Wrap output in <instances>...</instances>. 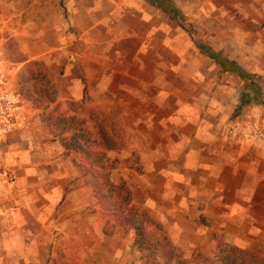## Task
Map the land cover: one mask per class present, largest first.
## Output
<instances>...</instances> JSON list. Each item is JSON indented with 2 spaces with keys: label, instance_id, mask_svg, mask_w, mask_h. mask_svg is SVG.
<instances>
[{
  "label": "crops",
  "instance_id": "0c3cea01",
  "mask_svg": "<svg viewBox=\"0 0 264 264\" xmlns=\"http://www.w3.org/2000/svg\"><path fill=\"white\" fill-rule=\"evenodd\" d=\"M9 41L23 62L8 59ZM0 43L19 73L46 66L62 111L114 115L112 180L181 264L216 261L220 242L264 251V144L227 130L264 129V0H0ZM29 105L26 129L0 143L15 176L6 194L0 185V264H145L134 232L103 233L91 191Z\"/></svg>",
  "mask_w": 264,
  "mask_h": 264
},
{
  "label": "trees",
  "instance_id": "16d2710c",
  "mask_svg": "<svg viewBox=\"0 0 264 264\" xmlns=\"http://www.w3.org/2000/svg\"><path fill=\"white\" fill-rule=\"evenodd\" d=\"M5 48L9 60L23 62L14 42L9 41ZM19 87L22 95L41 110V121L64 148L83 186L91 191L98 208L96 212L103 220V233L112 237L119 232L124 236L134 232V246L141 251L145 264L184 263L165 229L133 205L132 191L127 182L115 184L112 180V173L118 167V162L108 156L117 147L118 127L114 115L95 109H84L78 113L75 106L62 111L60 105L55 106L57 89L42 62L23 65ZM151 227L159 235L157 242L151 241ZM217 249V257L222 264H264V251L261 249L241 250L225 244H219Z\"/></svg>",
  "mask_w": 264,
  "mask_h": 264
},
{
  "label": "built area",
  "instance_id": "2783aa9c",
  "mask_svg": "<svg viewBox=\"0 0 264 264\" xmlns=\"http://www.w3.org/2000/svg\"><path fill=\"white\" fill-rule=\"evenodd\" d=\"M18 74L19 66L7 59L0 43V143L6 142L13 133L26 129L30 120L31 107L20 91ZM227 130L239 139L264 144V129L259 125L245 128L239 123H232ZM14 182L13 172L0 159V185L5 186L4 194ZM11 212L13 209L8 210L9 214Z\"/></svg>",
  "mask_w": 264,
  "mask_h": 264
},
{
  "label": "rangeland",
  "instance_id": "374dc122",
  "mask_svg": "<svg viewBox=\"0 0 264 264\" xmlns=\"http://www.w3.org/2000/svg\"><path fill=\"white\" fill-rule=\"evenodd\" d=\"M19 84V83H18ZM79 108V109H78ZM78 113H81L82 111H80V107L78 106ZM80 180H82L81 178H80ZM152 232H153V234L154 235H156L157 234V232H156V230H152ZM121 233V232H120ZM221 244H222V242H220ZM195 258L197 259V260H200V261H202V263L203 264H217L216 262H220V260L219 259H216V261L214 260V259H209V258H205V257H201V255H198V256H195ZM162 261H163V259H161ZM170 264H178L177 262H172V263H170ZM219 264V263H218Z\"/></svg>",
  "mask_w": 264,
  "mask_h": 264
}]
</instances>
